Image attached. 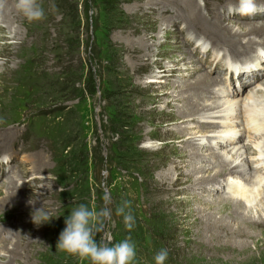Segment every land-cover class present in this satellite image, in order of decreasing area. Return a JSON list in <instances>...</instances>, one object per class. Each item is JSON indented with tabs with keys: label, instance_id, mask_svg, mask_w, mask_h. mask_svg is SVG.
I'll list each match as a JSON object with an SVG mask.
<instances>
[{
	"label": "rangeland",
	"instance_id": "1",
	"mask_svg": "<svg viewBox=\"0 0 264 264\" xmlns=\"http://www.w3.org/2000/svg\"><path fill=\"white\" fill-rule=\"evenodd\" d=\"M229 1V5L236 3H225ZM173 2L41 0L44 18L29 22L16 10L15 0H0V221H15L0 250V264H91L59 251L56 245L71 209L79 204L102 209L105 193L111 195L108 207L112 210L105 231L113 243L125 238L134 242V264H155L154 256L161 249L168 251L165 264H264V223H256L259 213L264 216V180L255 185L259 194L249 202L236 192L241 196L237 199L247 203L242 202L238 210L255 218L253 222L240 219L233 206L210 203L220 196L230 198L233 192L228 185L220 192L216 191L218 179L200 185L192 181L217 170L193 172V165H210V161L189 157L191 147H186L191 136L208 137V131L216 127L202 125L198 132V124L179 111L184 103L178 99H198L199 92H185L182 98V92L171 87L170 104L157 91H151V99L144 103L147 96L132 88L130 78L147 84L160 72L159 57H149V52L174 63L188 51L194 56L189 75H184L187 66L179 63L173 73H164L168 82L176 80L181 86L180 82L193 81L200 64L210 76L225 81L227 91L232 90L224 71L231 67L219 58L226 52L237 60L220 45L229 46L230 39L223 36L219 43L208 39L210 54L195 52L185 42L191 37L180 32L184 21L176 25L174 18L169 19L167 31L159 22L160 13H175L182 19L188 13L184 2ZM199 3L204 5L203 0ZM228 13L220 11L223 20H252ZM244 41L235 38L236 47L230 52L246 51ZM248 66L243 70H264L260 63ZM251 82L243 87L241 98L258 84ZM227 91L223 97L206 94L204 100L216 103L227 97ZM184 126L188 130L174 140L170 132ZM247 138L256 147L255 134L248 133ZM261 138L258 149L262 147L264 154ZM197 151L205 156L212 153L207 147ZM240 180L244 182L241 174L227 178L226 184ZM122 202L128 203L126 211L134 217L131 229L123 216L116 215ZM41 207L52 219L37 225L32 213ZM103 235L98 233L97 240ZM4 241L0 240V247ZM10 252L13 259L4 263Z\"/></svg>",
	"mask_w": 264,
	"mask_h": 264
},
{
	"label": "bare ground",
	"instance_id": "2",
	"mask_svg": "<svg viewBox=\"0 0 264 264\" xmlns=\"http://www.w3.org/2000/svg\"><path fill=\"white\" fill-rule=\"evenodd\" d=\"M151 1H160V0H151ZM165 1H174L177 2L178 4H180L179 2L185 3L183 9L185 10V12L187 10L188 13H183L184 14L183 19L182 17H180V15L176 16L175 13L165 12V14L160 13L161 18L159 22L161 21L162 25L165 26L167 31V27L170 26L169 25L170 22H168L169 19L171 21V19L174 18L176 25L179 23L181 24V22L184 21L185 28L180 30V32L181 33L185 32L186 34H188V36L191 37V39L185 38V42L188 46H193L195 49H197V50L194 49L195 52L202 51L203 53L204 52L203 50H205L204 53H206V55L210 54L209 50L211 49L210 46L211 42L208 39L213 40L216 43H219L220 38L223 39V36H226L228 39H230V41L227 42L229 46L223 44L220 45H222L221 47L224 50L228 51V53H230L233 57H237V60H233L232 58H230L229 55L226 54V52L223 53L222 56L219 58L225 60L226 66L231 67L230 69L231 72H233V70L239 72L238 65L246 66L247 64H250V66L248 67L254 68L255 64L260 63L264 67V21L262 19L264 18V2L263 3L257 2L259 8L261 9L260 12L258 11L254 15L247 16L250 17V19L252 20L250 21L245 20L244 22L235 23V22H229L228 20L227 22L226 20H223V17L220 16L221 10H224L225 12L228 11L229 4L231 3V1H229L228 4H226L227 3V2L225 3L226 0H203L204 5L199 3V0H165ZM170 12H173V10H171ZM173 14H175L174 17ZM227 15H232V14L228 13ZM190 22L193 23L190 24ZM207 31H209L210 33H208ZM198 35L201 36L198 37ZM237 37L243 39V41L245 40L243 44L247 45V46L245 45V47H247L246 51L242 52L243 48H239L235 50V53H233L232 51L230 52L229 48L236 47L235 38ZM255 37H258L259 39H255ZM236 41L237 44H239L238 40ZM249 47L250 49H248ZM187 52L188 51H185L181 55L177 56L175 58L174 63H171V61L170 60L168 61L167 59L166 61H163V58L162 56H160V53L152 52L151 55L149 52L148 54L149 57L150 56H152V58L159 57L157 58L158 59L157 67L160 68V72L157 71L158 74L152 76L153 77L152 82L147 84H141L135 82L133 81V79L130 78V80L132 81L131 83H133L132 88L143 93L142 95L147 96V98L146 97L144 98L145 99L143 101L144 103L146 102V100L151 99L149 95L151 91H157L159 94H161L162 99L166 101V104H170V102L167 101V98L170 93L169 90L171 89V87L178 88L179 91L182 92V94L180 95V97L182 98L184 97L185 92H189V93L191 91L199 92V94H197L198 99H196L195 96L191 98L189 97L188 99L184 98V100L178 99L184 103L182 104L179 111L182 114V116H187L186 118L191 117L192 121H195L198 124L199 126L198 128L200 129L198 132H201L202 125L203 127H206V125L209 126L212 125L213 128L216 126L215 127L216 129L214 128L213 130L211 129V131L209 130L208 132H210V135L208 134V137L206 136L204 137L203 135L199 139H196L195 136L193 137L191 136V138L189 137L190 139L187 141L186 147L188 146L191 147L189 151V157L195 158V156L198 155L200 158L209 159L210 161V165H206L202 163L199 166L196 164L193 165L192 167L193 172H200L209 167H217V170L215 173H211L207 178H205L204 176L196 177L192 179V181L195 183V185H200L202 183L211 182L215 179H218L219 181L216 185V191H220L224 188V186L228 185L230 189L229 191L233 192V194L231 193L232 194L231 197L228 198L227 196H220L219 200L213 199L214 202H210V203L213 205L217 203L219 204L226 203L227 205L233 206L234 210L233 209L231 210L235 215H237L238 217L240 216V219L242 220L253 222L255 221V218H252V216L249 217L238 210L239 205H241L242 202L245 205L247 203H245V201L237 199V197H241L243 195L242 199L246 196V202L251 201L257 193L259 194L260 191L259 188L255 189V185H259V183L261 184L262 181L264 180V174H263L264 154H262V150H263L262 147L258 149V147L261 145L262 142L261 136H264V70L242 69L238 77H235L233 73H230L232 76V78L230 76V83L232 84L231 86L232 90H228V91L223 87L225 81H223L217 76H210L209 71L208 70L204 71L206 70V68L204 67V65H200V64L197 65V67H195L196 76L193 81L180 82L182 83L181 86L178 85L179 82L176 80L174 82L172 81L168 82L166 75H164V73L166 71H170L173 73L175 71L174 69L176 65L179 63H183L184 66L185 65L187 66V68L184 71V75H189V68L193 67L194 56L187 54ZM247 52H251V53L247 54ZM239 54L240 56H238ZM149 57L147 59H149ZM238 58L242 59L240 60L242 61V63L238 60ZM245 58H247V60H245ZM235 66H237V68ZM203 67L204 70L201 69ZM252 80H255V82L258 83L257 84L258 87H256L257 85L255 84L253 85L254 87L251 85L253 89L250 90V93L245 97V99L241 98L243 96V93H245V91H243V87L245 86V84L248 85L250 83L251 84L254 83L251 82ZM157 84H161L162 86L157 87L156 86ZM261 85L263 88H261ZM216 86L217 87L219 86L218 90L210 89L211 87L215 88ZM159 88L166 89L167 91L162 92L161 89ZM225 91H227L226 93H228L226 95L227 97L221 98L219 100L216 99L217 100L216 103L211 102L212 104H210L208 103V99L204 100L206 94L207 95L214 94L223 97L225 96ZM202 100L204 101L203 102L204 104H201ZM202 117L206 119H203L204 120L203 121L201 120ZM243 117L245 118V120H243ZM245 123L252 125L247 129V132L245 131L246 130ZM217 126L225 127V130L222 129L219 130L217 129ZM187 130H188L187 126L177 127L176 130L170 132L171 133L170 136H172V138L177 141L182 136V133ZM248 133L255 134V139L257 140L255 145L256 147L251 145L250 142L251 138L250 139L247 138ZM258 136L259 138H257ZM207 139L208 141H205ZM204 147L211 149L212 153L210 155L208 154V156H205V154L201 152L197 153L198 152L197 148L199 150V149H203ZM195 148L196 150H194ZM252 151H254L257 154H253V155L248 154V152L252 153ZM248 163H252L251 168H249ZM250 169H252L254 176L253 174H251ZM235 173H238V175L241 174L243 176L244 182L240 180L241 182H233V183L228 182V184H226L227 178H231L232 176H238V175H234ZM190 177L191 176H189V178ZM236 192H239L238 194H241V196H237L238 194ZM224 207L226 208V206ZM259 214H260L259 218L256 219L259 221H257L256 223H264V216H262L261 213ZM14 223L15 221L14 222L9 221L8 224H7V220L0 221V229L2 230L0 233V240L4 241L6 239L5 237L8 235L9 231L12 230L9 229V226L10 227L15 226ZM219 227L224 228L222 223L219 224ZM6 243H7L6 241L2 243L0 250L5 247ZM14 248H16V245L14 246ZM10 253L11 255L4 263H9V261L13 259L14 253L13 252Z\"/></svg>",
	"mask_w": 264,
	"mask_h": 264
},
{
	"label": "clouds",
	"instance_id": "3",
	"mask_svg": "<svg viewBox=\"0 0 264 264\" xmlns=\"http://www.w3.org/2000/svg\"><path fill=\"white\" fill-rule=\"evenodd\" d=\"M15 8L29 22L40 21L45 16V10L41 0H15ZM261 9L257 0H236L229 5V14L251 16ZM104 207L97 209L95 205L79 204L71 209L65 217L66 227L61 231L56 248L59 251L87 259L91 264H134L137 257V249L134 242L129 238L120 239L116 242L105 231V223L112 220L111 195H103ZM127 202H122L115 209L117 216H123L128 229L133 227L134 217L126 209ZM33 222L41 225L50 222L52 217L44 207L35 209L32 213ZM104 233L97 240L98 233ZM168 258L167 249H161L154 256L155 264H165Z\"/></svg>",
	"mask_w": 264,
	"mask_h": 264
}]
</instances>
